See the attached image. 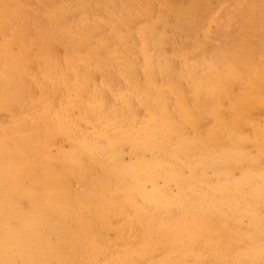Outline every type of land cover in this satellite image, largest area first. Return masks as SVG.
Masks as SVG:
<instances>
[{
	"label": "rangeland",
	"instance_id": "obj_1",
	"mask_svg": "<svg viewBox=\"0 0 264 264\" xmlns=\"http://www.w3.org/2000/svg\"><path fill=\"white\" fill-rule=\"evenodd\" d=\"M0 33V137L6 142L0 150V164L3 168L25 165L44 182L39 195L46 189L56 195L43 211L42 228L45 244L59 246L64 264H107L105 260L110 264H264L262 259L243 260L251 238L261 232L251 217L242 213L244 207L227 217L222 211L207 215L208 210L199 206L208 200L212 188L236 185L244 173L255 178L249 180L246 190L251 194L255 190L256 200L264 206V196L256 192V184L264 183V0H0ZM210 67L217 68L219 76L223 74L225 85L217 92L216 82L210 81L215 88L200 94L194 74ZM82 79L86 89L79 83ZM148 91H153L152 95ZM96 98L102 107L92 101ZM162 98L164 102L159 104ZM80 102L87 105L80 109ZM110 107L128 120L131 136L148 123L154 111H165L160 126L172 128L168 147L148 145L137 154L128 141L131 136L116 128L111 140L126 139L118 156L108 151L94 156L89 148L92 136L106 135L101 125H106L107 119L100 118V111ZM183 114L189 123L179 119ZM66 115L76 134L61 127ZM220 120L222 126L240 122L244 147H214L211 132L227 137L222 127L216 129ZM12 150H22L28 159L23 162L18 154L9 158ZM241 150L248 154L247 161L237 160ZM77 151L88 161L86 165L78 167L71 162ZM228 151L233 153L229 169L211 164ZM140 159L174 165L190 180L171 179L166 169L153 178L146 173L124 177ZM10 175L5 173L2 179L7 186ZM115 175L131 184L126 187L127 180ZM30 181L22 175L20 185L25 187ZM128 189L131 197L122 194ZM152 192L155 195L150 197ZM139 197H145L140 204L135 200H141ZM17 199L22 213L32 209L33 203L24 193ZM56 202L84 204L94 232L101 237L98 241L104 257L97 259L94 243L82 235L63 236L74 224L59 208L52 207ZM262 207L260 212H264ZM111 219L117 226L110 225Z\"/></svg>",
	"mask_w": 264,
	"mask_h": 264
},
{
	"label": "bare ground",
	"instance_id": "obj_2",
	"mask_svg": "<svg viewBox=\"0 0 264 264\" xmlns=\"http://www.w3.org/2000/svg\"><path fill=\"white\" fill-rule=\"evenodd\" d=\"M17 1V0H16ZM93 1V0H92ZM107 1V0H106ZM81 2V1H80ZM191 2V0H190ZM11 3V2H9ZM8 3V4H9ZM78 3V2H77ZM102 3V2H101ZM48 4V3H47ZM75 4V3H74ZM4 5V4H3ZM12 5V4H11ZM15 5V4H14ZM77 5V4H76ZM83 5V4H82ZM72 6H73V3H72ZM85 6V5H83ZM88 6V5H87ZM3 7V6H2ZM1 7V9H2ZM8 7V6H6ZM110 7V6H109ZM15 8V7H14ZM89 8V7H88ZM87 8V9H88ZM3 10V9H2ZM5 10V9H4ZM9 10V9H8ZM15 10V9H14ZM17 10V9H16ZM94 10V9H93ZM93 10L91 12H93ZM96 10V9H95ZM86 11V10H85ZM100 11V10H98ZM108 11V10H107ZM156 11V9H155ZM154 12V11H153ZM29 13V12H28ZM90 13V12H89ZM100 13V12H99ZM224 13V11H223ZM18 14V12H17ZM30 14V13H29ZM106 15V14H105ZM220 15V14H219ZM69 17V15H67ZM222 16V15H220ZM67 17V19H68ZM153 17V16H152ZM25 19V18H24ZM215 19V17H214ZM218 19V18H217ZM117 20V19H116ZM137 20H139L137 18ZM143 20V19H142ZM141 21V20H140ZM120 24V23H119ZM214 24V23H213ZM216 24V23H215ZM223 24V23H222ZM7 26V25H6ZM30 26V25H29ZM2 27V26H1ZM122 27V26H121ZM119 28V29H123V28ZM212 27V26H211ZM220 27V26H219ZM4 29V28H3ZM103 29V28H102ZM219 29V28H217ZM2 30V29H1ZM18 30V29H17ZM20 31V30H19ZM5 32V31H3ZM153 32V31H152ZM6 33V32H5ZM27 33V32H26ZM30 33V32H29ZM134 33V32H133ZM1 34V33H0ZM32 34V33H31ZM154 36V35H153ZM166 38V37H165ZM194 38V37H193ZM135 39V38H134ZM168 39V37H167ZM170 39V38H169ZM164 40V39H163ZM166 40V39H165ZM15 42V41H14ZM166 42V41H165ZM167 42H170L167 41ZM14 44V43H13ZM167 46H168V43H165ZM9 45V44H8ZM150 45V43L148 44ZM165 46V47H167ZM8 47V46H7ZM169 47V46H168ZM149 48V47H148ZM9 49V47H8ZM165 49V48H164ZM171 49V47H170ZM169 49V50H170ZM168 50V49H167ZM155 54V53H153ZM158 54V52H157ZM25 55V54H24ZM28 55H31V54H28ZM27 55V56H28ZM131 55V54H130ZM139 55V54H138ZM137 55V57H138ZM26 56V55H25ZM140 56V55H139ZM151 57V56H150ZM23 58V57H22ZM131 58V57H129ZM8 59V58H7ZM18 59V57H17ZM134 59V58H132ZM136 59V58H135ZM156 59V58H155ZM3 60V59H2ZM142 60V59H141ZM139 62V60H137ZM157 62V60H155ZM161 61V60H160ZM32 62V61H31ZM134 62V61H133ZM151 62V61H149ZM62 63V62H61ZM137 63V62H136ZM176 63H178V61H176ZM153 64V63H152ZM173 64V63H171ZM149 65V64H148ZM151 65V64H150ZM163 65V64H162ZM177 65V64H175ZM152 66V65H151ZM7 67V66H6ZM30 67H31V64H30ZM63 67V66H62ZM159 67V66H158ZM171 67V65H170ZM9 68V67H8ZM29 68V67H28ZM92 68V67H91ZM154 68V66L152 67ZM150 67V69H152ZM162 68V67H161ZM160 68V69H161ZM176 68V67H175ZM32 69V68H31ZM139 68H137V71ZM163 69L164 66H163ZM171 69L173 70V68L171 67ZM217 68H213V67H210V68H207L206 70H202L200 71V73H196L194 74V80L196 82V87H197V90L198 92H201L203 90H206V89H212V88H215V85L212 84V82L210 81H215L216 82V90L217 92H221L223 87H224V83H222V76H219L218 75V71L216 70ZM162 70V69H161ZM198 70V69H197ZM196 70V71H197ZM150 71V70H149ZM167 71V70H165ZM164 71V73H165ZM169 71H170V68H169ZM177 71V70H176ZM174 70V72H176ZM195 71V72H196ZM91 72V71H90ZM171 72V71H170ZM169 72V73H170ZM193 72V71H192ZM70 73V72H69ZM68 73V74H69ZM143 72L139 73V74H142ZM151 73V72H150ZM93 74V72H92ZM138 73H136V76H137ZM161 74V73H160ZM235 74V73H234ZM70 75V74H69ZM95 74H93L94 76ZM97 75V74H96ZM165 75V74H164ZM166 75L169 76V74L167 73ZM72 76V75H70ZM98 76V75H97ZM139 76V75H138ZM142 76V75H141ZM145 76V75H144ZM176 76V75H174ZM174 76H172L174 78ZM72 78V77H71ZM93 78V77H92ZM95 78V77H94ZM93 78V79H94ZM98 78V77H97ZM140 78V77H139ZM157 78V77H156ZM165 78V77H164ZM262 78V76H261ZM16 79V78H15ZM154 79V78H153ZM159 79H162L163 81L166 79H163V78H160ZM169 79V78H168ZM245 79H247L245 77ZM61 80V79H60ZM83 81H79V83L82 85L81 87L83 89H86L87 88V83H86V80L85 79H82ZM95 80V79H94ZM97 80V79H96ZM133 80V79H132ZM141 80V79H140ZM140 80H138L140 82ZM167 80V79H166ZM170 80V79H169ZM98 81V80H97ZM143 81V80H142ZM141 81V83H142ZM154 81V80H153ZM171 81V80H170ZM178 81V80H177ZM181 81V79H180ZM213 81V82H214ZM32 82V81H31ZM144 82V81H143ZM182 82V81H181ZM189 82V81H187ZM75 83V82H74ZM152 83V82H151ZM156 83V82H155ZM171 83V82H170ZM170 83H167V84H170ZM255 83V82H254ZM91 84V83H90ZM143 84V83H142ZM147 84V83H146ZM212 84V85H211ZM176 85V84H175ZM174 85V86H175ZM256 85V84H255ZM91 86V85H89ZM99 86V85H98ZM152 86V85H150ZM167 86V85H166ZM165 86V87H166ZM184 86V85H183ZM182 86V87H183ZM214 86V87H213ZM142 87V86H141ZM185 87H186V84H185ZM71 88V87H70ZM79 88V87H78ZM159 88V87H157ZM63 89V87H62ZM72 89V88H71ZM141 89V88H140ZM142 89L144 90V88L142 87ZM155 89V87H154ZM179 89V88H178ZM88 90V89H87ZM139 90V88H138ZM82 91V89H81ZM103 91V89H102ZM104 95H106V90H104ZM186 91V90H185ZM225 91V90H224ZM79 92V91H78ZM141 92V91H140ZM149 92V91H148ZM170 92V91H169ZM187 92V91H186ZM253 92V91H252ZM90 93V91H89ZM128 93V92H127ZM132 93V92H131ZM138 93V92H136ZM151 93V91L149 92V94ZM153 93V91H152ZM152 93L150 95H152ZM183 93V92H182ZM109 95V93H107ZM130 94V93H129ZM139 94V93H138ZM159 94V93H158ZM161 94V93H160ZM188 94V93H187ZM199 94V93H198ZM103 95V94H102ZM103 95V96H104ZM126 95V94H125ZM135 95V94H134ZM144 95V94H142ZM147 95V94H146ZM145 95V96H146ZM149 95V96H150ZM154 95V94H153ZM60 96V95H59ZM102 96V97H103ZM110 96V95H109ZM127 96V95H126ZM136 96V95H135ZM143 96V97H145ZM199 96V95H198ZM218 96V95H216ZM68 97V96H67ZM72 97V96H71ZM97 97V96H96ZM128 97V96H127ZM184 97V96H183ZM186 97V96H185ZM188 97V96H187ZM131 98V97H130ZM159 98V97H158ZM163 98H165V95L163 96ZM161 99L159 102V104H163L164 102V99ZM182 98V97H181ZM200 98V97H199ZM253 98V97H252ZM128 99V98H127ZM140 99V98H139ZM147 99V97H146ZM145 99V100H146ZM151 99V98H150ZM186 99V98H185ZM242 99V98H241ZM112 100V98H111ZM118 100V99H117ZM155 100V99H154ZM157 100V99H156ZM183 100V98L181 99V101ZM187 100V99H186ZM68 101V100H67ZM85 101V99H84ZM93 102H95L97 105L96 106H99V107H102V103L100 100H98L97 98L96 99H92ZM139 101V100H138ZM144 101V100H143ZM141 102L139 105L142 106V103L144 102ZM200 101V100H199ZM112 102V101H111ZM155 102V101H154ZM153 102V103H154ZM175 102V101H174ZM173 102V103H174ZM190 102V101H189ZM107 103V102H106ZM121 103V102H120ZM118 103V104H120ZM124 103V102H123ZM126 103V102H125ZM124 103V104H125ZM148 103V102H147ZM85 105H87L86 103H84ZM83 102H80L78 104V106H80V109L81 107L84 106ZM112 104V103H110ZM178 104H180L178 102ZM189 104V103H187ZM69 105V104H68ZM83 105V106H81ZM109 105V104H108ZM129 105V104H128ZM146 105V104H145ZM150 105V104H149ZM89 106V105H88ZM112 106V105H111ZM117 106V104H116ZM157 106V104L153 105L152 107L155 108ZM170 106V105H169ZM176 106V105H175ZM184 106V105H183ZM191 106V105H190ZM199 106V105H198ZM104 107V106H103ZM185 107V106H184ZM193 109H194V106H192ZM84 108V107H83ZM107 108V107H106ZM179 108V107H178ZM218 108V107H217ZM79 109V108H78ZM93 109V108H92ZM104 109V108H103ZM146 109V107H145ZM152 109V108H151ZM200 109V108H198ZM224 109V108H223ZM222 109V110H223ZM98 110V109H97ZM143 110H144V105H143ZM188 112L191 113V107H187L186 109ZM197 110V109H196ZM195 110V111H196ZM216 110V109H215ZM225 110V109H224ZM91 111V109H90ZM153 110H151L152 112ZM173 111V110H172ZM217 111V110H216ZM220 112V110H218ZM87 112V111H86ZM96 112V111H95ZM148 112V111H147ZM165 112L163 110H159L157 109L156 111H154L152 113V116H151V119L148 120V123H146L145 126H140V128L137 130V132L134 134H132L131 136V132L130 129H129V124H128V120L126 118H124L122 115H120L119 113V110L117 108H114V107H110L108 110L104 109L102 111H100V114L102 115V117L100 116V118H102L103 120V117L105 119H107V123L106 125H101V129L105 132V136H101V135H98V136H92L93 138L91 139L92 142H91V145L89 146V148L91 149L92 148V154L94 156H98L99 154H102L103 152L105 151H108L110 152L113 156H118L117 153L119 151V148L120 146H122L121 144L123 142L126 141H114V140H111V137H113L114 135H116V128L117 129H122L123 128V131L125 134L131 136L129 137L128 141L130 142L131 144V149L134 150L135 153L137 154H140L142 151H145L146 149L145 148H148V145H160L162 146L163 148L166 149V146L169 142V137L172 133L171 129L169 127H167L166 125H162L160 126V122H162L161 120V115H163L162 113ZM175 112V111H174ZM179 112V111H178ZM187 112V113H188ZM97 113V112H96ZM143 113V112H142ZM181 113V112H180ZM186 113V114H187ZM200 113V112H198ZM204 113V112H203ZM212 113V112H211ZM86 114V113H85ZM88 114V113H87ZM86 114V115H87ZM92 114V113H91ZM197 114V113H196ZM201 114V113H200ZM215 113H213L212 115L205 117V119H209V117H213ZM96 115V114H95ZM99 115V113H98ZM177 115V114H176ZM185 114H183V117L181 115V117H179V119L184 122V123H189L187 122V119L186 117H184ZM192 115V114H191ZM73 116V115H72ZM89 118V120H92L90 119L89 116H87ZM190 117H193V116H190ZM211 117V118H212ZM92 118V117H91ZM95 118V117H94ZM142 119L144 117H141ZM150 118V117H149ZM195 118V117H194ZM169 119V118H168ZM167 119V120H168ZM171 119V118H170ZM204 119V117H203ZM204 119V120H205ZM98 120V118H97ZM95 119V121H97ZM147 120V119H146ZM229 120V119H228ZM174 121V120H173ZM222 121L221 123L220 122H217V125L218 128L222 127V129L225 130V133L227 132V137L225 139L224 136H222V133L221 132H216V130H214L213 132L210 133V138L212 137V143L214 145V147L216 148L218 146V148H220L219 146H228V147H233L235 146L234 144H237V145H241L242 142H245V138H242L240 136V126L242 125H237V124H233L232 125V122H230V126H222L223 125V120H220ZM81 122V121H79ZM98 122V121H97ZM135 122V121H134ZM167 122V121H166ZM170 122V121H169ZM175 122V121H174ZM193 122V121H191ZM102 123V122H101ZM150 123H154L155 125L152 126L150 125ZM168 123V122H167ZM173 123V122H172ZM176 123V122H175ZM173 123V124H175ZM99 124V123H98ZM202 124V123H201ZM74 125V124H73ZM100 125V124H99ZM171 125V124H169ZM194 125V124H193ZM98 126V125H96ZM138 126V124L136 125ZM202 126V125H201ZM213 126V125H212ZM61 127H65L64 130H66L67 132H72L73 133L75 132V129L72 130V122H71V119L68 115L64 116V122H61ZM74 127V126H73ZM100 126H98L99 128ZM190 127V126H189ZM196 127V126H195ZM204 127H205V124H204ZM97 128V129H98ZM200 128V127H198ZM202 129V128H201ZM199 130V129H198ZM197 130V132H199ZM203 130V129H202ZM121 131V130H120ZM77 132V131H76ZM83 132V131H82ZM195 132V131H194ZM202 133V132H201ZM30 134V132L26 133V135ZM46 134V133H45ZM76 134V133H74ZM77 134H79L77 132ZM185 134V132H184ZM197 134V133H195ZM195 134H192V135H195ZM209 134V133H208ZM72 135V134H71ZM176 135V134H175ZM203 135V134H201ZM207 135V134H206ZM225 135V134H224ZM70 136V135H69ZM74 136V135H73ZM72 136V137H73ZM90 136V134H89ZM122 136V135H121ZM47 137V136H46ZM70 136V138H72ZM79 137V135L77 136ZM205 137V136H204ZM209 137V136H208ZM75 138V136L73 137ZM81 138V136H80ZM87 138V136H86ZM91 138V137H90ZM119 138V137H117ZM209 138V139H210ZM44 139V138H42ZM48 139V138H47ZM82 139V138H81ZM198 139V138H197ZM228 139V140H227ZM83 140V139H82ZM86 140V139H85ZM88 140V139H87ZM86 140V141H87ZM182 140V139H181ZM16 141V140H14ZM49 141V140H48ZM88 143L90 142L87 141ZM182 142V141H181ZM232 143L233 145H231L230 143ZM174 143V141H173ZM183 143V142H182ZM128 144V145H130ZM188 144V143H186ZM6 142H5V137H0V150L5 148L6 146ZM124 145V144H123ZM171 145V144H169ZM192 145V143H191ZM249 145V144H248ZM16 146H19V145H16ZM126 146V145H125ZM124 146V147H125ZM173 146V145H172ZM175 146V145H174ZM180 146V145H179ZM212 146V145H211ZM243 146V145H241ZM245 146V145H244ZM243 146V147H244ZM264 146V145H263ZM168 147V146H167ZM177 147V146H176ZM151 148V147H149ZM173 148V147H172ZM184 148V147H183ZM188 148V146H187ZM205 148V147H204ZM170 149V148H169ZM180 149V148H179ZM185 149V148H184ZM191 149V148H190ZM193 149V148H192ZM208 149V147H207ZM206 149V150H207ZM217 149V148H216ZM159 150V149H158ZM196 150V149H195ZM209 150V149H208ZM123 151V150H122ZM170 151V150H169ZM186 151V150H185ZM242 151V150H241ZM44 152V151H43ZM180 152V151H179ZM199 152V151H198ZM13 153V154H12ZM12 153H9V158H12L14 157L16 154H18V156L20 155L21 157V160L24 162L28 159L27 154L24 153L22 150H19L17 152V150H12ZM38 153V152H37ZM36 153V154H37ZM125 153H128V152H125ZM131 153V152H129ZM128 153V154H129ZM160 153V152H159ZM167 153V152H166ZM174 154V151L172 152ZM259 153V152H257ZM40 154V153H39ZM165 154V153H164ZM194 154V153H192ZM196 154V153H195ZM207 154V152H206ZM233 154L232 152L228 151V152H223L220 156L221 159L223 161H221V159H215L211 164L213 166H216V165H222L220 168L218 169H223V168H226L227 166V169H229L231 163H230V158L232 157ZM32 155V154H31ZM65 155H68L67 154H64ZM73 158L71 159V162L73 164H76L78 167H81V165H86L88 163V161H86V159L82 156L84 155H80L78 154V151L77 153H74L73 154ZM178 155V153H177ZM176 155V156H177ZM185 155V153L183 154ZM187 155V154H186ZM197 155V154H196ZM235 155V154H234ZM248 154L243 152L241 153L240 156H236V157H239L237 160L239 159H242V161H247L248 160ZM254 155V154H253ZM260 155V154H259ZM258 155V156H259ZM55 156V155H54ZM169 156H170V152H169ZM189 156V155H188ZM204 156V155H203ZM257 156V155H256ZM255 156V157H256ZM257 156V157H258ZM66 157V156H65ZM183 157V156H182ZM118 158H121L118 157ZM117 158V159H118ZM170 158V157H169ZM179 158V157H178ZM191 158V157H190ZM204 158V157H203ZM251 158V157H250ZM254 158V156H253ZM252 158V159H253ZM260 160L263 159V155L261 153V157H259ZM162 159V158H161ZM182 159V158H181ZM185 159V158H183ZM251 159V160H252ZM10 160V159H8ZM115 160V159H114ZM167 160V158H166ZM186 160V159H185ZM200 160V159H199ZM213 160V158L210 160V162ZM236 160V161H237ZM250 160V161H251ZM257 160V159H256ZM197 161V160H196ZM205 161V160H204ZM209 161V159L207 160ZM235 161V162H236ZM249 161V162H250ZM258 161V160H257ZM1 162V161H0ZM28 162V161H27ZM27 162H25L24 164H26ZM87 162V163H86ZM201 162V165H203L202 161ZM224 162V163H223ZM197 163V162H196ZM195 163V164H196ZM238 163V162H237ZM258 163V162H257ZM191 164V163H190ZM210 164V165H211ZM226 164V165H225ZM255 164V163H254ZM182 165V164H181ZM198 165V164H197ZM260 165V164H258ZM189 166V165H188ZM208 166V165H206ZM205 166V167H206ZM233 166V165H232ZM251 166V165H250ZM256 166V165H255ZM240 167V166H239ZM238 167V168H239ZM244 167V166H243ZM253 167V166H252ZM216 168V167H215ZM242 168V167H241ZM246 168V167H245ZM163 169H166L165 171L168 172V176L171 178V179H176L178 181H188L190 180L189 178H187L186 176H184L182 174V172H180L178 170V168L174 165H170V164H166L165 162H159V160H150V161H144V160H138L136 161L129 169V171H126V173H124V177H126L127 175H130V176H140L142 174H145L150 176V178H153L155 177L159 172H161ZM197 171V170H194V172ZM18 172V173H17ZM5 173L7 174H11L10 175V179H9V187L3 182L2 183V179L5 177ZM122 173V172H121ZM197 173V172H195ZM28 176L30 178V183L28 185H26L25 187L23 185H20L21 182H20V178L21 176ZM162 175V174H161ZM9 176V175H8ZM117 176L116 178H120V180H122L124 177H122V175H115ZM260 176V175H259ZM258 176V177H259ZM262 176V175H261ZM260 176V177H261ZM254 176L252 177L251 175L247 174V173H244V176H243V180L240 181L239 183H237L236 185H232V186H229V187H225V186H216L214 188H212L210 190V196L208 198V200L204 201L203 203L199 204L200 207L204 208L205 210L207 209L208 212H207V215H211L212 213H217V212H220L222 211L227 217L228 216H234L232 214V212L234 211V209L236 208H242V213L244 214H247L248 216L251 217V219L253 220V223L256 225V227L261 230V232L257 235H254L252 238H251V246L248 250L245 251V253L243 254V260L246 262V263H251L254 259H262L264 260V239L261 241V239L264 237V212H260V208L262 207L260 205V203L256 200V195L254 194L255 193V190H254V193H250L248 190H246L248 184H249V180H253ZM126 179V178H124ZM204 179V178H203ZM255 179V178H254ZM127 182H126V187H128V185L131 184V182L126 179ZM184 180V181H183ZM248 180V181H247ZM263 180V179H261ZM252 182V183H253ZM256 182V181H255ZM186 183V182H185ZM4 184V185H3ZM195 184V183H194ZM194 184L192 183V187L195 188ZM256 184V183H255ZM141 185V184H140ZM254 185V183H253ZM187 186V185H186ZM201 186V185H200ZM44 182L42 180L39 179V177L35 174H33L32 172H30L28 169H26L25 165L23 164H19V165H16V166H12V167H9V168H3L0 164V264H64L66 263V259L65 257L63 256L62 254V250L59 248V246L55 245V244H52V245H46V239L44 238V234H43V228H44V219H43V211L45 210L46 206L50 203V201L54 200L56 198V195L51 193L49 190H45L43 192L42 195H39L38 193V189H39V192L41 191L42 188H44ZM183 187V186H182ZM188 187V186H187ZM202 187V186H201ZM200 187V188H201ZM184 188V187H183ZM199 188V190H200ZM255 189V188H254ZM61 190V189H60ZM199 190H196L198 191L199 193H201L202 191V188H201V192ZM207 190V189H206ZM208 191V190H207ZM206 191V192H207ZM253 191V190H252ZM21 193H24L33 203V207L32 209L27 212V213H22L21 211V207H20V204H18V199H17V196ZM156 192V191H155ZM158 192V191H157ZM209 192V191H208ZM256 192L258 193L257 195L258 196H264V183H258L256 184ZM122 194L125 195L126 197H131V192L129 191V189L127 191H122ZM235 195L234 198L230 197L229 195ZM155 193H150V197L151 196H154ZM209 195V194H208ZM225 195H228L229 197L227 198H224ZM148 196V195H146ZM207 196V194H206ZM141 200H136V202L138 204H140L142 202L143 199H145V197L141 198L139 197ZM258 198V197H257ZM260 198V197H259ZM207 199V198H206ZM227 199V200H226ZM190 200V199H189ZM188 200V201H189ZM225 200V201H224ZM175 201V200H174ZM224 201V202H223ZM263 201V200H262ZM261 201V202H262ZM158 201H155V204H157ZM190 203V202H189ZM264 203V202H263ZM161 205V203H160ZM242 205V206H240ZM52 207H55V208H59L60 209V212H63V215L64 216H67L69 219H70V223L71 224H74L70 227L67 228V230H65V233L63 236L65 237H69V236H75V235H82L83 237L89 239L90 241H92L94 243V247L97 248V250H95V253H96V258L99 259L101 257H104L105 255L103 253H101L100 249L103 248V246H99L101 244V242H99L98 240H101V237L97 236L98 233H95L94 230H95V227L93 225V222L88 218V215H87V211L86 209L84 208V204H78V205H74L73 203H61V202H56L54 203V205H52ZM74 207V208H73ZM247 207V208H245ZM264 207V206H263ZM262 207V208H263ZM180 209L186 211V209H190L191 206H189L188 208H183V207H179ZM76 211H75V210ZM257 210V211H256ZM188 211V210H187ZM13 215H15L16 217H14ZM74 216V217H73ZM135 220V219H134ZM20 221V222H19ZM110 225L111 226H117L116 222L114 219H111L110 220ZM43 227V228H42ZM100 232L101 229H100ZM262 234V235H261ZM257 236H261V239L259 240ZM186 236H183L181 235V239H186L185 238ZM179 239L181 241V244H182V240ZM151 244V243H150ZM99 247H97V246ZM152 245V244H151ZM116 250V249H115ZM160 253V252H158ZM155 255V254H154ZM130 258V257H129ZM107 264H110L107 260H105ZM213 261V260H212ZM143 263V262H141Z\"/></svg>",
	"mask_w": 264,
	"mask_h": 264
}]
</instances>
